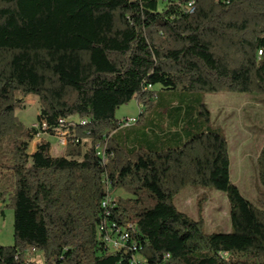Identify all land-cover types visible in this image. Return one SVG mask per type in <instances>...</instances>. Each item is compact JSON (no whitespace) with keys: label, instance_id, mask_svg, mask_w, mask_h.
Here are the masks:
<instances>
[{"label":"trees","instance_id":"16d2710c","mask_svg":"<svg viewBox=\"0 0 264 264\" xmlns=\"http://www.w3.org/2000/svg\"><path fill=\"white\" fill-rule=\"evenodd\" d=\"M188 1L0 0V141L10 134L14 178L0 191L13 211L0 264H264V144L253 203L231 182L228 140L201 101L264 94V0H192V11ZM155 84L199 92L204 120L196 112L181 144L125 148L113 139L115 110L135 99L143 115ZM30 94L47 126L32 152L38 129L15 113ZM187 115L183 106L173 134ZM60 130L64 152L52 155L44 136ZM190 185L226 195L228 231H206L200 204L196 217L175 205ZM117 227L128 232L122 248L104 240ZM35 250L42 261L25 257Z\"/></svg>","mask_w":264,"mask_h":264},{"label":"rangeland","instance_id":"374dc122","mask_svg":"<svg viewBox=\"0 0 264 264\" xmlns=\"http://www.w3.org/2000/svg\"><path fill=\"white\" fill-rule=\"evenodd\" d=\"M155 94L167 93L169 96L155 98L146 110L145 116L139 121V125L144 128L149 126L150 122L156 119L153 115L152 107L162 101L161 111L163 114L169 111V105L174 103L187 107V115L182 122L183 127H189L196 124L194 115L199 113V92H189L185 94L180 90H164L159 84L154 85ZM204 97V98H203ZM201 101L206 103L210 112V119L213 128L219 131L228 140V150L230 159V180L237 186L240 193L247 199L256 203L257 187L259 185L257 175V155L259 148L264 144L263 122H264V94L256 92H237V91H221L204 93ZM134 107V114L140 107L136 100L132 99L126 104H122L115 110V117L121 121L120 126L115 130L113 139L124 146H130L134 140L140 139L136 130H127L132 124H124L129 117L124 114H130ZM181 110L176 113V118L181 116ZM39 111L37 96L30 94L23 98V105L15 109L17 117L26 124L32 125L36 121V115ZM128 116V115H127ZM199 121L204 120L198 114ZM180 124V123H179ZM137 126L138 128L140 126ZM176 128V126L174 127ZM120 129V130H119ZM119 130V131H118ZM45 137V136H44ZM47 137V135H46ZM56 138V136H55ZM39 137L32 139L28 152L38 141ZM51 142L55 140L51 138ZM58 147L63 144L58 142ZM12 143L10 134L4 136L0 141V191L13 186L14 178L11 174L9 166L12 163ZM120 193V192H119ZM175 205L192 217H196L197 208L200 204V215L204 220V229L208 232H222L230 227L229 222V204L226 195L214 188H199L194 185L184 188L175 198ZM3 211V213H2ZM13 211L11 207L2 206L0 202V245L10 246L13 242ZM26 253V258L40 260Z\"/></svg>","mask_w":264,"mask_h":264},{"label":"crops","instance_id":"0c3cea01","mask_svg":"<svg viewBox=\"0 0 264 264\" xmlns=\"http://www.w3.org/2000/svg\"><path fill=\"white\" fill-rule=\"evenodd\" d=\"M163 96H169V94H167V93L157 94L158 99L162 98ZM162 105H163V102L160 101V102H158V104L156 106L152 107V112H153V115H156V119L152 120L150 122L149 126H146L145 128L142 125H139V123H140L139 121L142 119L143 116H145V111L143 112V115L140 116V113L143 110L142 108L139 109V111L137 112V115L134 114V112H135L134 107H133L132 112L130 114H124V115H126L125 117L139 118V121L135 125H131L130 127L127 128V130H129V132L131 130H136L140 136V139L134 140L132 142V144L143 146V147H153L156 149H162V148H165L168 146H174V145H178V144L183 143L184 141L187 140V138L192 133V131L193 132L197 131L198 124L196 121V124L192 125L191 127H183L181 125L179 127L180 131L173 134L170 127L173 126L174 121L176 120L175 115L178 112L176 109V105L174 103H171L168 106L169 111L166 113V115H164L163 111H161ZM205 105H206V103H205ZM184 114H186V111H184ZM194 116H196V115H194ZM181 121H182V118H181ZM23 123L26 126H30L29 123L28 124H26L25 122H23ZM138 125L140 126L139 128L137 127ZM51 138H53L55 140V143L51 142ZM44 139L50 143V153L52 155H60L64 152V146H62V147L57 146L55 135H47V137L45 136ZM31 143H33V142H30L29 147H30ZM34 148H35V144L33 145L30 152H32L34 150ZM260 148H259V150H260ZM228 230L229 229H227L226 231H228ZM5 247H7V246H5ZM33 252H34V256L36 258H40L42 261L40 252H38L36 250ZM31 254H32V252H29L28 256H31Z\"/></svg>","mask_w":264,"mask_h":264},{"label":"built area","instance_id":"2783aa9c","mask_svg":"<svg viewBox=\"0 0 264 264\" xmlns=\"http://www.w3.org/2000/svg\"><path fill=\"white\" fill-rule=\"evenodd\" d=\"M186 8H187L188 11H192L193 10V1L192 0H190V1H188L186 3ZM258 53L261 54V51L259 50ZM147 87L150 88V89L152 88L150 84L147 85ZM135 121H136V117H131V118L126 119L124 121V124H131V123H134ZM30 126L33 127V128L38 129V132L35 134L34 137H39V139H38V141H39L42 138V136H43V133H42L41 129L42 128L45 129L47 127L46 126V123L43 122V121L41 123L35 121ZM66 135H67V131H65V130H63V131L60 130L57 133H55V136L58 139V142L61 143V144H63V146L66 143ZM96 154H98V155L101 156L102 162H104L106 160L103 146H99V145L96 146ZM110 201H111V196H107L102 201V205L103 206H107L108 204H110ZM114 231L117 234L116 237L115 236H112V235L111 236L105 235L104 240L107 242V244L112 245L114 248H122V247H125V241L128 238V232L125 231L124 229H122L121 227L115 228ZM131 248L133 250H135L136 249V246L133 245V246H131ZM167 256L168 255H166L165 257H167ZM133 263L134 264H148L145 261L139 260L137 258H133Z\"/></svg>","mask_w":264,"mask_h":264}]
</instances>
